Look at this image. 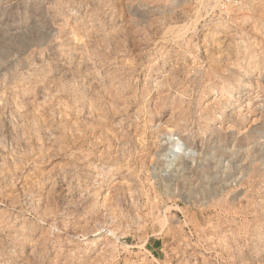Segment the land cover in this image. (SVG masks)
Segmentation results:
<instances>
[{"label":"rangeland","instance_id":"1","mask_svg":"<svg viewBox=\"0 0 264 264\" xmlns=\"http://www.w3.org/2000/svg\"><path fill=\"white\" fill-rule=\"evenodd\" d=\"M241 4L0 0V264H264V0Z\"/></svg>","mask_w":264,"mask_h":264},{"label":"built area","instance_id":"2","mask_svg":"<svg viewBox=\"0 0 264 264\" xmlns=\"http://www.w3.org/2000/svg\"><path fill=\"white\" fill-rule=\"evenodd\" d=\"M204 1L205 0H199ZM210 3V6L213 8H217L220 10H227V9H235L240 8L244 6L242 3V0H206Z\"/></svg>","mask_w":264,"mask_h":264},{"label":"bare ground","instance_id":"3","mask_svg":"<svg viewBox=\"0 0 264 264\" xmlns=\"http://www.w3.org/2000/svg\"><path fill=\"white\" fill-rule=\"evenodd\" d=\"M172 148L176 151H180V149L182 148V145L179 142L172 143Z\"/></svg>","mask_w":264,"mask_h":264}]
</instances>
